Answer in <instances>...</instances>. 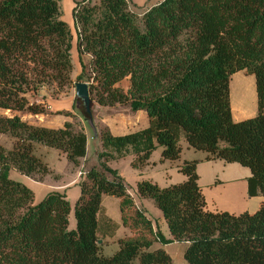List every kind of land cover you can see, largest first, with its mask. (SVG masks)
Instances as JSON below:
<instances>
[{
  "label": "trees",
  "instance_id": "obj_1",
  "mask_svg": "<svg viewBox=\"0 0 264 264\" xmlns=\"http://www.w3.org/2000/svg\"><path fill=\"white\" fill-rule=\"evenodd\" d=\"M72 18L78 52L90 56L89 75L83 68L76 82L85 80L100 107L144 111L148 126L123 136L98 132L99 165L84 171L69 230L63 195L49 193L33 205L32 191L8 174L36 181L49 175L38 147L60 152L78 168L85 135L67 122L49 129L0 117V135L13 140L9 149L0 145V264H171L163 250L150 249L155 241L187 244L186 264H264V203L252 215L210 212L196 174L199 163L237 164L249 170L248 196L264 198V0H162L140 20L126 0H83ZM70 70L69 32L57 0H0V110L45 114L44 105L24 95L45 84L71 85ZM237 72L253 76L257 111L235 122L229 80ZM125 79L123 92L115 86ZM181 138L204 154L177 166L184 181L164 188L136 184L138 198L161 213L171 238L164 240L132 210L127 188L106 164L131 156L130 168L141 170L156 148L160 162H176ZM103 195L119 199L121 213L132 210L129 226L139 234L119 240L109 257L96 237Z\"/></svg>",
  "mask_w": 264,
  "mask_h": 264
},
{
  "label": "crops",
  "instance_id": "obj_2",
  "mask_svg": "<svg viewBox=\"0 0 264 264\" xmlns=\"http://www.w3.org/2000/svg\"><path fill=\"white\" fill-rule=\"evenodd\" d=\"M61 3L64 12L61 11ZM57 4L60 20L67 25L69 32V62L71 65L69 80L72 84H86L84 82L85 80L76 82L77 78L81 75L83 68L85 73L88 72L90 56L84 53L79 54L77 49L78 29L74 24L72 18V10L75 4L72 0H57ZM67 101V112L71 113V103L69 102L70 99L68 98ZM253 105H255V109H249ZM246 106L248 107V110L245 114V119L254 117L257 111L255 87L251 95H248V93L246 94ZM99 108V110H95L93 112L94 115L92 116L91 121L88 123L84 121L86 124L82 123V126L79 128V130H81L85 135L86 148L85 156L83 159H81L80 166L78 168H73L69 163H63V154L60 155V157H55L50 155V151H48V149H41V147H39L41 150L39 149V152L36 155L44 164H46L47 168L50 171V174L45 176L40 181H36L23 176L24 179L28 182L33 183L35 186L46 187L49 190V193L55 192L63 195L61 191L67 190V188L71 185H76L78 188V184L83 178L82 176L80 177L78 175L80 172L84 173V171H86L87 169L95 166L97 167L99 165L97 156L102 152L100 140L98 137L100 127L108 130L109 133L113 136H123L143 130L148 126V120L144 111L133 112L125 107L120 106ZM234 111L235 110L232 107V119L235 116V120L233 119V121H241V117L243 116L238 117L236 111L235 114H233ZM66 122L71 123V119L69 117H64L61 120L60 125L42 124V126L49 129H59ZM179 146L181 149L179 160L176 162L165 161L168 165L167 168H165V171L168 169L169 171L172 170L179 173L177 171V166L180 165L183 161H200L204 157V155H202L201 157L192 155L190 153L191 149L187 147L182 138L179 141ZM131 160V156H126L120 160L107 163L106 167L110 171L116 172V174L120 177V173L123 170L130 168ZM158 161L160 162V153ZM199 164L207 166L200 169V171H198V167L196 168V173L198 175L197 183L205 200L206 210L210 212H227L233 215H238L241 213L252 215L260 209L261 205L264 203V198L258 194L252 197L248 196L247 179L250 177L248 169H243V167L237 164H225L222 161H212ZM147 166H145L141 170L135 171H138L141 175V173ZM200 175L207 176L205 182H203L202 184L199 183ZM166 179H168L167 181L169 182V175L166 176ZM140 181L150 182L148 180H144V178H141L140 180L136 178L135 180L130 182V185L125 186L127 188V193H132V197L129 195L133 203L132 210L139 211L144 215V217L150 222L153 233H158L164 240H170L171 238L167 230L166 223L163 220L161 213L154 207L152 201L138 198L136 194V184ZM183 181L184 180L176 182L174 184H178ZM174 184L168 183L164 187ZM26 187L31 191L33 190L27 185ZM125 212L126 210L124 211V214ZM124 214L120 211L119 199L109 196H101L99 210L96 215V237L100 245L101 253L105 257H109L116 252L117 242L119 240H131L135 239L139 235L137 233V230H131L128 222L129 218L125 219ZM123 216L125 222L124 224ZM186 246L187 244L185 243L172 242L163 245L159 241H155L152 243L150 249L163 250L171 259V264H183L181 260H183L182 254Z\"/></svg>",
  "mask_w": 264,
  "mask_h": 264
},
{
  "label": "rangeland",
  "instance_id": "obj_3",
  "mask_svg": "<svg viewBox=\"0 0 264 264\" xmlns=\"http://www.w3.org/2000/svg\"><path fill=\"white\" fill-rule=\"evenodd\" d=\"M74 4L80 3L83 0H72ZM99 0H85V3L97 4ZM128 3V11L132 14H134L138 20L141 19L142 15L151 7L156 6L158 3H160L162 0H126ZM74 5V6H75ZM61 11L64 12L62 3L60 4ZM88 72L86 73V76H88ZM253 84V85H252ZM115 87L119 88L121 91L126 92L128 89V81L125 79L122 82H120ZM253 87V88H252ZM254 91V79L253 76L247 75L243 72H237L233 74L229 81V103H230V109L233 107L234 110L237 113V116H243L241 117V120L245 119L246 113L248 110V107L246 106V94L251 95ZM91 97V116L89 117V121H91L92 116L94 115L95 110H99L100 106L95 102L94 94L90 95ZM24 97L29 103H40L44 105L45 107V114L31 116L28 114H23L20 112H11V111H4L0 110V117H6V118H12L14 116H17L20 118L21 121H24L28 124L34 125V126H42L52 124V125H60L61 120L64 118V116L60 115H54L57 111H63L67 112V105H68V98L70 99L71 103V124L74 126L75 129H79L82 126V123H85L86 121L81 116L82 107L81 105L77 103H74V84L67 85L65 87H60L56 85L55 83L51 84H45L42 87L38 88L37 91L34 92H27ZM254 110L255 105H253L251 108ZM235 111L233 114H235ZM235 120V116L233 118ZM85 121V122H84ZM87 122V123H88ZM86 124V123H85ZM63 126V125H62ZM105 128L100 127V130H103ZM13 143V140L7 136L0 135V145L3 146L6 149H9L11 147V144ZM39 147L36 149V154L39 152ZM41 149H47L41 147ZM40 149V150H41ZM50 151V155L52 156H59L62 155L60 152L52 149H48ZM160 149L156 148L149 159L148 166L144 169V171L141 173L138 171H135L133 169L127 168L123 170L120 173V178H122V182L125 186L130 185V182L138 178L140 180L141 178H144V180H148L152 182L153 184L157 185L158 187H164L168 183H176L184 180L183 176L176 171H169L168 169L165 171V168H167V162L161 163L158 161ZM190 153L192 155H196V157H201L202 153L200 152H194L190 150ZM63 163H67L66 160L63 157ZM198 167V168H197ZM198 171L200 169L207 167L203 164L197 165ZM244 169V168H243ZM197 174V173H196ZM9 177L14 180L21 182L25 186H29V188H32L33 190V205L38 204L48 193L49 190L46 187L43 186H35L33 183L28 182L24 179L23 176L19 175L18 173L14 172L13 170L9 171ZM170 177L169 182L166 179V176ZM198 176V175H197ZM83 177V176H82ZM205 175H200L199 183H203L206 180ZM65 200L69 203L70 206V212L68 215V229L72 230L74 228V218H73V205L74 202L79 195V190L76 185H71L67 188L65 191H61ZM132 193L129 192V195ZM104 196V195H103ZM132 214V210H127L125 212V219L130 218ZM183 264L185 262L181 260Z\"/></svg>",
  "mask_w": 264,
  "mask_h": 264
},
{
  "label": "water",
  "instance_id": "obj_4",
  "mask_svg": "<svg viewBox=\"0 0 264 264\" xmlns=\"http://www.w3.org/2000/svg\"><path fill=\"white\" fill-rule=\"evenodd\" d=\"M74 96L78 104L81 105L83 113L87 115L88 117H90L91 116V100L89 97L88 85L84 83L74 84Z\"/></svg>",
  "mask_w": 264,
  "mask_h": 264
},
{
  "label": "built area",
  "instance_id": "obj_5",
  "mask_svg": "<svg viewBox=\"0 0 264 264\" xmlns=\"http://www.w3.org/2000/svg\"><path fill=\"white\" fill-rule=\"evenodd\" d=\"M78 175L81 177V176H84V173L80 172Z\"/></svg>",
  "mask_w": 264,
  "mask_h": 264
}]
</instances>
